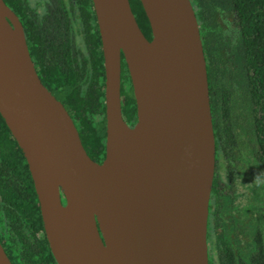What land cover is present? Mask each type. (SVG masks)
<instances>
[{
  "label": "water",
  "instance_id": "obj_1",
  "mask_svg": "<svg viewBox=\"0 0 264 264\" xmlns=\"http://www.w3.org/2000/svg\"><path fill=\"white\" fill-rule=\"evenodd\" d=\"M140 1L150 39L128 0H92L104 67V157L96 163L0 0V116L27 165L56 264H207L214 141L198 20L191 0ZM120 54L132 126L120 115ZM0 264H11L1 246Z\"/></svg>",
  "mask_w": 264,
  "mask_h": 264
},
{
  "label": "flooded vegetation",
  "instance_id": "obj_2",
  "mask_svg": "<svg viewBox=\"0 0 264 264\" xmlns=\"http://www.w3.org/2000/svg\"><path fill=\"white\" fill-rule=\"evenodd\" d=\"M3 1L22 25L28 54L40 82L61 103L76 130L77 116L72 113L69 107L71 100L64 91L68 76L81 99L87 102L84 104L89 112L85 111L86 117L96 127H104L102 153L94 152L92 148L87 150L91 158L86 153L91 160L100 163L104 157L105 137L104 67L100 29L92 0ZM7 2H13V7ZM235 21L234 18L227 19L228 26L224 30L230 44H234L237 37ZM47 68L50 72L45 71ZM221 88L232 95V83ZM223 96L216 80H213L209 85L208 99L215 116L211 124L214 162L205 232L207 264H262L264 188L259 149L254 158L249 154L237 155L231 147L233 140L222 137ZM127 103L130 110L126 108ZM119 107L122 120L132 126L136 120L135 103L122 54L119 62ZM217 111L219 114L216 115ZM3 134L4 130H1L0 136ZM28 176L31 181L29 172ZM23 180H27L24 175L19 182ZM6 183L7 176L0 169V184L4 192ZM31 185L33 188L32 181ZM5 197L0 194V246L9 262L56 264L45 237L35 192L34 195L28 192L26 199L22 196L19 200V196V202L14 203ZM61 202L64 203L62 196Z\"/></svg>",
  "mask_w": 264,
  "mask_h": 264
},
{
  "label": "trees",
  "instance_id": "obj_3",
  "mask_svg": "<svg viewBox=\"0 0 264 264\" xmlns=\"http://www.w3.org/2000/svg\"><path fill=\"white\" fill-rule=\"evenodd\" d=\"M128 1L138 25L150 39L151 28L141 1ZM191 2L202 39L208 99L209 85L213 80H216L224 94L222 97L224 127L220 133L223 138L233 140L231 147L237 155L249 154L254 158L259 149L264 188V0H191ZM9 4L13 7V2ZM230 18L236 20L238 28L234 44H230L224 34L228 26L227 19ZM45 71L50 72V69L47 68ZM227 83H232V95L221 88ZM64 91L71 100L69 107L72 113L77 116V132L83 149H86L85 152L90 158L88 148L102 153L104 127H96L86 117L89 112L84 104L87 102L79 96V91L73 86L70 76L66 79ZM126 108L130 110L129 103ZM209 111L213 124L215 115L210 100ZM1 130H4V134L0 136V169L4 170L7 183L4 185L5 192L0 184V194L6 195L7 201L19 202L22 196L26 199L28 192H32L33 195L34 192L22 153L0 116ZM22 174L27 180L20 183ZM262 257L264 264V250Z\"/></svg>",
  "mask_w": 264,
  "mask_h": 264
}]
</instances>
